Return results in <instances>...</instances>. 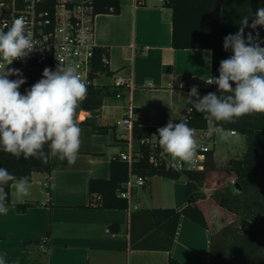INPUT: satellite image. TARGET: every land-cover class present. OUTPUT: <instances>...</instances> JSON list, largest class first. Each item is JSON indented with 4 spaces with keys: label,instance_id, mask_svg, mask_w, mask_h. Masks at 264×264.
Here are the masks:
<instances>
[{
    "label": "crops",
    "instance_id": "crops-1",
    "mask_svg": "<svg viewBox=\"0 0 264 264\" xmlns=\"http://www.w3.org/2000/svg\"><path fill=\"white\" fill-rule=\"evenodd\" d=\"M120 3L118 14H101L96 18V43L107 50L112 73L102 76L97 85L116 87L121 79L131 77L134 124L164 127L170 120H182L184 116L179 108L182 89L188 96L184 80L205 73L211 76L212 51L174 49L172 13L168 15L166 8L138 7L134 0H120ZM194 82L198 87V82ZM123 111V101L115 97L108 102L105 99L98 124L115 129L100 135L80 126L81 146L75 163L67 162L50 175L34 173L30 195L23 200H17L14 189H10L13 205L6 215L0 214V255L6 253L7 264H169L170 253L166 251L130 248V214L137 209L90 206V181L110 179L113 159L128 149L121 140L123 132L117 135L120 128L110 124L116 115H120V120ZM89 117L90 113L80 111L77 122L80 124ZM48 181L51 193L46 189ZM139 189L135 190L132 204H139L138 209L181 211L189 203L187 182L183 178H150L142 188L149 196L145 206L141 205ZM205 192L209 190H202ZM205 200L200 205L214 209ZM23 204L31 206L19 211L17 205ZM209 223L210 230L182 217L171 256L181 264L209 263L214 222ZM115 224L120 226L119 233L111 228ZM43 241L47 242V251L41 247Z\"/></svg>",
    "mask_w": 264,
    "mask_h": 264
},
{
    "label": "trees",
    "instance_id": "trees-1",
    "mask_svg": "<svg viewBox=\"0 0 264 264\" xmlns=\"http://www.w3.org/2000/svg\"><path fill=\"white\" fill-rule=\"evenodd\" d=\"M94 6L98 15L118 14L121 3L120 0H94ZM260 7H264V0H172L168 8L172 10L173 48L211 50V76L218 78L220 62L233 54L231 49L224 50V37L235 34L239 30L240 20L244 15H249V24H251V18ZM244 32L245 39L249 32L254 37L259 33L258 42L261 47H264V27L258 26L254 30L247 27ZM104 56L108 57L107 50L98 48L95 53V71L111 76L109 65L102 63ZM45 67L47 66L31 65L25 69H19L26 79L19 89L21 94L43 78L42 73ZM18 78L12 76L13 80ZM233 87H235L234 84ZM191 88L187 90L188 94ZM197 88L201 98L210 92L220 94L215 84ZM118 92V88L113 86L87 85V97L77 110L76 120L80 111L90 113V117L78 123L79 126L89 127L93 133L100 135H106L110 130L115 129V126L98 124V118L104 100L107 97H115ZM188 126L206 129L208 119L193 108ZM213 126H217L214 120ZM222 126L225 132L235 131L241 135L244 138L245 147L240 158L230 159L222 167L228 179L215 190L214 187L210 188L214 190L209 196L210 200H207L202 190L205 188L210 172L215 170L212 155L203 171L178 173L154 168L148 159V149L142 147L144 158L134 164L133 171L148 178L161 176L172 180L185 179L189 203L181 211L174 208H140L132 211L130 214L131 249L166 251L170 253L169 264H181L171 256V251L180 219L186 217L209 230L211 229L209 222H214L212 223L214 230H211V260L206 264H264V114L245 115L236 123H223ZM159 128L161 127H145L135 123L133 135L136 139L153 136L159 139L157 131ZM47 150L46 145L45 151ZM66 165V160L58 158H52L44 164L35 158L17 159L0 151V167L6 168L17 178L27 176L30 181L34 173L50 175L58 167ZM128 178V163L113 159L110 179L90 181V206L127 210V200L120 198L118 193ZM232 181L236 184L232 185ZM10 189L11 185L6 186V191L9 193L8 206L13 205ZM46 189L51 193L49 181ZM204 200V203L211 204L214 209L203 208L200 204ZM29 206L31 204L17 205V208L19 211H24ZM228 215L231 217L225 220L224 218L229 217ZM218 218H222L221 222L217 221ZM111 228L115 233L121 230L117 224L112 225ZM25 245L28 246L29 243Z\"/></svg>",
    "mask_w": 264,
    "mask_h": 264
},
{
    "label": "clouds",
    "instance_id": "clouds-1",
    "mask_svg": "<svg viewBox=\"0 0 264 264\" xmlns=\"http://www.w3.org/2000/svg\"><path fill=\"white\" fill-rule=\"evenodd\" d=\"M249 15L240 20L239 30L224 37L223 48L232 55L220 62L219 76H208L205 83L217 85L219 95L210 92L202 98L193 86L187 102L208 120L217 122L213 133L220 140H228L223 123H236L245 115L264 114V47L259 33L251 32L245 39V28L264 27V7L256 10L249 24ZM7 30L0 29V151L20 159L35 158L47 164L50 159L75 163L81 146V128L76 113L87 97V85L82 79L79 64L60 61L52 70L45 67L42 79L26 90L19 91L26 82L19 69L9 68L14 61L26 58L35 50L34 33L21 16L13 20ZM17 76L18 79H9ZM233 84L235 87H233ZM183 87V85H181ZM159 145L164 153L180 167L195 161L198 143L195 129L187 121H169L158 130ZM47 145V151L45 146ZM11 185L17 200L30 195L29 177L17 178L0 167V214L9 211ZM55 187V185H53ZM6 253L0 264H7Z\"/></svg>",
    "mask_w": 264,
    "mask_h": 264
},
{
    "label": "built area",
    "instance_id": "built-area-1",
    "mask_svg": "<svg viewBox=\"0 0 264 264\" xmlns=\"http://www.w3.org/2000/svg\"><path fill=\"white\" fill-rule=\"evenodd\" d=\"M172 0H134L138 7L168 8ZM25 17L28 30L34 33L35 50L26 58L16 60L9 68L25 69L31 65L47 66L55 70L60 61L65 64L75 62L79 64V71L86 85H97V81L106 76L95 71V53L99 48L96 43V18L94 0H0V29L5 31L14 19ZM102 63L109 65L107 56ZM12 79V76L9 77ZM13 80V79H12ZM131 77H125L115 86L119 92L115 98L124 102V111L116 126L123 133L121 140L126 142L127 151L121 152L114 160L119 159L129 165V178L119 191V197L127 200L129 209H138L139 204L132 206L137 188L148 185L150 178L137 174L133 166L144 158L142 147L148 149L149 162L159 170L178 173L203 171L214 151L210 144L220 139L213 133V120H208L206 129H195V138L199 145L195 161L191 167L178 166L171 157L164 153L156 136L136 139L133 135L135 108L131 99ZM193 108L190 106L181 121H190ZM230 136H238L235 131L227 132ZM213 151V154L211 152ZM235 185V181L231 182ZM110 232V230H107ZM47 242L41 247L48 250Z\"/></svg>",
    "mask_w": 264,
    "mask_h": 264
},
{
    "label": "rangeland",
    "instance_id": "rangeland-1",
    "mask_svg": "<svg viewBox=\"0 0 264 264\" xmlns=\"http://www.w3.org/2000/svg\"><path fill=\"white\" fill-rule=\"evenodd\" d=\"M168 13V15H171L172 11L169 8L165 9ZM208 77V73L202 74V76L194 79L188 78L187 80H184L186 88L190 89L193 86V82L197 81L198 82V87H207L208 84L205 83V80ZM186 90L182 89L181 93V102L179 104V108L181 110V115L185 116L186 111L189 109L190 104L187 102V95L185 93ZM111 97L106 98V102L110 100ZM83 116V115H82ZM81 116V118H82ZM120 115H116L113 120H111L110 124H116V121L119 119ZM79 117V113L77 115V118ZM107 124V123H106ZM117 135H120L121 132H123L121 129H117ZM225 135L229 137L228 140H220L215 144H210L211 148L214 151V166L215 170L210 172L206 185L204 190H209V192L203 193L205 197H207V200H210V197L212 193L214 192L215 188L220 186L222 183H224L228 179V175L224 173L222 170V167L224 164L230 160V159H235V158H240L243 153H244V138L241 135L238 136H230L229 133L225 132ZM214 187V190H211L210 188ZM139 194L141 195V205L145 206L147 203V200L149 199V196L143 191L142 188L139 189ZM225 214V213H224ZM226 215V214H225ZM222 216L225 220H229L231 217ZM222 218H218L217 221L221 222Z\"/></svg>",
    "mask_w": 264,
    "mask_h": 264
},
{
    "label": "water",
    "instance_id": "water-1",
    "mask_svg": "<svg viewBox=\"0 0 264 264\" xmlns=\"http://www.w3.org/2000/svg\"><path fill=\"white\" fill-rule=\"evenodd\" d=\"M196 85V82H194V86ZM181 120L177 121L176 123H179Z\"/></svg>",
    "mask_w": 264,
    "mask_h": 264
},
{
    "label": "bare ground",
    "instance_id": "bare-ground-1",
    "mask_svg": "<svg viewBox=\"0 0 264 264\" xmlns=\"http://www.w3.org/2000/svg\"><path fill=\"white\" fill-rule=\"evenodd\" d=\"M84 116V115H83ZM83 116H82V118H83Z\"/></svg>",
    "mask_w": 264,
    "mask_h": 264
}]
</instances>
